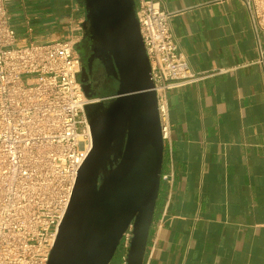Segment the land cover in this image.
<instances>
[{"label": "crops", "instance_id": "1", "mask_svg": "<svg viewBox=\"0 0 264 264\" xmlns=\"http://www.w3.org/2000/svg\"><path fill=\"white\" fill-rule=\"evenodd\" d=\"M197 72L168 91L160 198L143 264H264V69L244 0H161ZM18 43L82 37L84 0H8ZM223 72H215L219 69Z\"/></svg>", "mask_w": 264, "mask_h": 264}, {"label": "built area", "instance_id": "2", "mask_svg": "<svg viewBox=\"0 0 264 264\" xmlns=\"http://www.w3.org/2000/svg\"><path fill=\"white\" fill-rule=\"evenodd\" d=\"M7 1L0 0V264H48L93 148L85 107L100 98L88 94L80 79L79 38L19 44ZM244 1L256 36H264V0ZM136 6L166 145L168 91L212 72L191 67L171 25L174 12L161 0H136ZM255 62L264 69L261 47ZM170 179L172 173H162V180ZM133 235L131 224L120 241L121 264H127Z\"/></svg>", "mask_w": 264, "mask_h": 264}, {"label": "water", "instance_id": "3", "mask_svg": "<svg viewBox=\"0 0 264 264\" xmlns=\"http://www.w3.org/2000/svg\"><path fill=\"white\" fill-rule=\"evenodd\" d=\"M84 6L82 26L91 22L118 88L100 117L92 118L99 102L85 107L93 148L79 170L48 264H110L131 224L127 264H143L165 157L151 63L136 0H84ZM119 138L124 145L120 160L100 182L111 145Z\"/></svg>", "mask_w": 264, "mask_h": 264}, {"label": "flooded vegetation", "instance_id": "4", "mask_svg": "<svg viewBox=\"0 0 264 264\" xmlns=\"http://www.w3.org/2000/svg\"><path fill=\"white\" fill-rule=\"evenodd\" d=\"M78 50L82 57V71L80 78L88 94L100 98L94 102L100 103V106L92 110V118L101 116L100 109L108 103L109 93L117 89L118 79L115 75L113 65L108 62V58L97 39L90 21L83 26L82 38L78 41ZM124 145L122 138L115 139L111 145L107 162L101 172L100 182L106 175L118 164Z\"/></svg>", "mask_w": 264, "mask_h": 264}, {"label": "rangeland", "instance_id": "5", "mask_svg": "<svg viewBox=\"0 0 264 264\" xmlns=\"http://www.w3.org/2000/svg\"><path fill=\"white\" fill-rule=\"evenodd\" d=\"M80 31L81 33H83V29H81ZM78 38L81 39L82 37H78ZM77 49H78V45H77ZM116 90L117 89L111 90L109 95H114L116 93ZM122 254H123V249L121 246H119L110 264H121Z\"/></svg>", "mask_w": 264, "mask_h": 264}, {"label": "trees", "instance_id": "6", "mask_svg": "<svg viewBox=\"0 0 264 264\" xmlns=\"http://www.w3.org/2000/svg\"><path fill=\"white\" fill-rule=\"evenodd\" d=\"M81 79V78H80Z\"/></svg>", "mask_w": 264, "mask_h": 264}]
</instances>
